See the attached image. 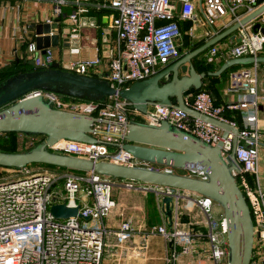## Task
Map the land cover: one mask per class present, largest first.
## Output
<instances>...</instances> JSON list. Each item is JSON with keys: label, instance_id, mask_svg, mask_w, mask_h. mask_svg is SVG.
Returning a JSON list of instances; mask_svg holds the SVG:
<instances>
[{"label": "built area", "instance_id": "1", "mask_svg": "<svg viewBox=\"0 0 264 264\" xmlns=\"http://www.w3.org/2000/svg\"><path fill=\"white\" fill-rule=\"evenodd\" d=\"M46 3L50 5L49 14L41 22L51 24L57 21L59 36L67 38L64 42L73 54L79 51L76 45L80 27L90 22L97 26L101 24L98 18L105 16V25L114 33V38L105 51L108 71L104 79L120 89L155 75L181 56L176 43L182 37L180 21L204 20L212 25L230 15V22L235 23L264 0H47ZM198 8L201 16H198ZM239 9L242 10L240 14ZM252 22L264 25V11ZM63 28L66 33H63ZM188 34L193 36L191 27ZM59 43L61 45L62 42ZM55 47H47L41 53L36 49L34 34L26 42L25 50L35 67L46 68L55 62ZM219 52L231 58L264 56V35L258 29L254 31L251 24L241 25L236 30L235 42L223 52L216 46L208 47L203 55L204 62L212 64ZM99 62L100 57L96 56L73 60L68 66L73 72L86 74ZM259 65L255 62L229 71L227 92L238 95L234 103L217 105L210 92L204 89L184 97L185 104L195 111L237 128L236 134L229 131L225 138L221 137L223 128L185 112L177 105L147 102L146 113H141L117 95L102 102L66 98L44 90H32L26 96H41L54 108L94 116L97 120L90 133L95 138L94 142L59 140L50 147V150L94 162L173 171L205 179L203 172L195 167L165 166L127 152L123 148L127 123L140 120L159 124L165 120L211 145L222 141L221 155L225 160L232 148V138L236 136L238 169H233L232 174L245 195L253 221L249 264H264V188L258 183L261 141L257 125ZM226 109L240 110L242 125L228 119ZM2 169L5 175L0 176V264H104L105 248L111 245L108 243L109 235L114 238L113 245L120 247L135 232L129 221H123L113 231L104 223L115 205L111 191L119 181L126 190L153 192L159 200L171 197L173 207L169 227L164 220L163 225L144 233L145 238L154 234L163 236L171 247L166 255L168 264H173L176 259L177 246L186 254L196 249L197 258L209 260L212 264H227L225 219L222 212H214L215 202L210 197L136 180L114 179L94 171L43 167L39 163ZM60 184L61 190L58 189ZM183 196L193 201L202 213L200 223L206 228L204 232L195 228L198 222L180 221L178 207ZM61 203L68 207L77 206L78 212L88 220L78 215L54 218L49 208L52 204ZM197 246L202 247L198 250ZM109 264L122 262L115 257Z\"/></svg>", "mask_w": 264, "mask_h": 264}, {"label": "water", "instance_id": "2", "mask_svg": "<svg viewBox=\"0 0 264 264\" xmlns=\"http://www.w3.org/2000/svg\"><path fill=\"white\" fill-rule=\"evenodd\" d=\"M264 11V3L233 23L223 32L211 37L191 51L167 64L155 75L116 89L106 79L79 74L68 65L52 62L46 68L14 74L0 82V133L17 132L42 135L43 141L34 147L20 152L0 151V172L5 167H23L28 164H47L75 171H94L114 179L136 180L154 185L173 187L210 197L222 209L226 223L228 247L227 264H249L253 246V221L245 195L240 189L232 170L238 169L235 158L237 137L232 138V148L226 158L221 155L222 141L211 145L198 137L181 130L167 121L159 124L130 120L127 123L126 142L123 148L133 156L165 166L191 168L203 172L205 179L184 175L173 171L149 170L111 162H94L86 158L65 155L50 150L59 140H74L91 143L95 141L92 125L94 116L69 112L54 108L41 96H26L32 90H44L81 100L102 102L117 95L131 103V107L146 113L147 102L177 105L180 109L223 128L221 137L229 131L234 134L237 128L219 119L207 116L187 106L184 97L201 88L206 76H219L234 65H249L264 62V56L230 58L215 71L198 72L194 59L225 35L237 30L241 25L254 20ZM35 46L41 53L47 47L58 46L60 42L57 21L37 23L34 26ZM264 35V25L252 24ZM67 38H65L66 40ZM181 51V47H179ZM169 220L172 214V199L165 196L161 200ZM54 218L82 216L78 207L66 204H52L49 208Z\"/></svg>", "mask_w": 264, "mask_h": 264}, {"label": "crops", "instance_id": "3", "mask_svg": "<svg viewBox=\"0 0 264 264\" xmlns=\"http://www.w3.org/2000/svg\"><path fill=\"white\" fill-rule=\"evenodd\" d=\"M38 2L36 0H0V70L18 64L21 71L25 69L32 70L30 65L31 56L26 52L24 43L30 41L34 35V25L41 23L43 18L49 14L50 5ZM198 16L201 12L198 8ZM238 13H242L239 9ZM103 24L94 25V23H84L78 30L77 47L78 53L73 54L65 41V37H60L61 45L54 48L53 54L55 61L61 65H68L73 60H81L92 57H100V62L90 67L86 75L101 77L104 79L108 71V59L105 57L107 44L112 42L114 33L105 25V16H102ZM230 15H226L208 25L204 20L187 23L180 21L182 37L177 40L178 47H181V54L197 48L211 37L223 32L234 22H230ZM248 24H253L249 22ZM189 25V26H188ZM65 24L63 27L65 28ZM192 28L193 36H189L188 29ZM63 28V29H64ZM25 29V32H24ZM209 32V33H207ZM63 33H66L65 29ZM236 40V30L225 35L219 41L211 46H216L219 50L226 51ZM17 48V50H15ZM57 49V50H56ZM207 50V49H206ZM205 50V51H206ZM200 53L195 59L194 64H206L203 60L204 52ZM18 58L25 59V63L18 62ZM231 57L223 56L220 52L216 56L214 65L219 67L225 60ZM17 65V66H18ZM218 67V68H219ZM20 71V72H21ZM229 73V72H228ZM228 73L224 75L206 76L202 79L201 88L210 92L214 103L224 106L234 103L238 99L235 93L227 92ZM258 95L257 105V125L261 133L259 146V165H258V183L264 188V62H260L258 76ZM225 115L228 119L242 125V116L240 110L226 109ZM252 182L254 178L251 177ZM183 193V192H182ZM184 196L186 192H184ZM115 202L110 214L104 219L106 227L113 231L123 221L131 220L135 232L126 240L123 245L116 247L113 245L114 238L108 237V243L111 244L105 248L103 263L109 264L115 257L119 258L122 264H168L166 255L171 251V247L160 234H154L144 237V233L150 229L164 224V220L169 227V219L166 216L161 199L159 200L153 192H141L139 190H126L119 181L117 186L111 191ZM179 199L178 213L182 223L198 222L195 228L199 232L206 230L202 222L203 215L198 207L186 197ZM202 246H197L199 250ZM177 257L173 264H212L209 260L196 257V249L191 254L181 252L180 247H176Z\"/></svg>", "mask_w": 264, "mask_h": 264}, {"label": "rangeland", "instance_id": "4", "mask_svg": "<svg viewBox=\"0 0 264 264\" xmlns=\"http://www.w3.org/2000/svg\"><path fill=\"white\" fill-rule=\"evenodd\" d=\"M55 48H57V46ZM41 139H42L41 135H30V134L18 133V134L13 135V136H6L3 134H0V149L14 150V151H18V152L26 151V150L34 147L35 145L39 144ZM41 166L49 167V166H45L44 164H41ZM53 168H57V167H53ZM3 175H5V173L3 172V169H2V171L0 172V176H3ZM61 187L62 186L60 184L58 186V189L61 190ZM80 194L82 195V192H80ZM214 212H216V213L222 212L221 207L216 203L214 204ZM126 221L131 222L130 219H127Z\"/></svg>", "mask_w": 264, "mask_h": 264}, {"label": "trees", "instance_id": "5", "mask_svg": "<svg viewBox=\"0 0 264 264\" xmlns=\"http://www.w3.org/2000/svg\"><path fill=\"white\" fill-rule=\"evenodd\" d=\"M98 21H99V23L103 24L102 17H101V18H98ZM186 22H187V23H190L191 21H186ZM179 23H180V22H179ZM188 26H189V25H188ZM181 30H182V29H181ZM24 47H26V43H24L23 48H24ZM21 60H22L23 63H25V59L18 58V62L21 61ZM17 65H18V64H16V65H12V66H8V67H5V68L1 69V70H0V82L6 80L7 78H9L10 76H12V75H14V74L19 73V72L21 71V69H20L19 65H18V66H17ZM239 66H245V65H234V66H231L230 68H228L227 70H225V71L221 74V76L224 75V74H226V73H228L231 69L237 68V67H239ZM218 67H219L218 65H214L213 63H212V64H201V65H198V66H197V71H198V72L215 71V70L218 69ZM29 69H30V68H29ZM29 69H25V70H22V71H27V70H29ZM22 71H21V72H22ZM215 77H217V76H215ZM200 89H202V88H200ZM204 90H205V89H204ZM62 96L68 98V96H65V95H62ZM70 98H72V97H70ZM73 99L81 100V99H77V98H73ZM82 101H88V100H82ZM0 134L6 135V136H13V135H16V134H18V133H17V132H7V133H0ZM21 134H23V133H21ZM41 136H42V135H41ZM43 139H44V137L42 136L41 141H43ZM41 141H40V142H41ZM0 151H5V152H18V151H14V150H3V149H0ZM33 164H35V163H33ZM44 165H45V166H49L50 168L56 167V166L47 165V164H44ZM60 168H62V167H60ZM82 172H83V171H82Z\"/></svg>", "mask_w": 264, "mask_h": 264}]
</instances>
